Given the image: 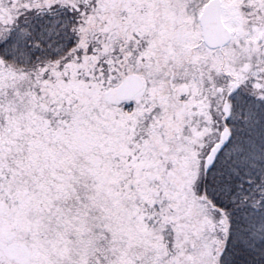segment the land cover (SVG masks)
Returning a JSON list of instances; mask_svg holds the SVG:
<instances>
[{"label":"snow or ice","instance_id":"6c2138e0","mask_svg":"<svg viewBox=\"0 0 264 264\" xmlns=\"http://www.w3.org/2000/svg\"><path fill=\"white\" fill-rule=\"evenodd\" d=\"M0 264H264V0H0Z\"/></svg>","mask_w":264,"mask_h":264}]
</instances>
